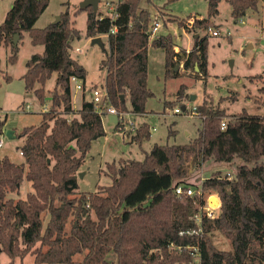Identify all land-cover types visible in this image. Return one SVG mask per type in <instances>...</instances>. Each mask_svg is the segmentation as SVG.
<instances>
[{"label": "trees", "instance_id": "obj_1", "mask_svg": "<svg viewBox=\"0 0 264 264\" xmlns=\"http://www.w3.org/2000/svg\"><path fill=\"white\" fill-rule=\"evenodd\" d=\"M220 1L207 0L206 18L196 16L188 25L189 18L184 28L208 31ZM225 1L237 22L248 11L257 12L260 0ZM48 3L14 0L0 24V46L10 48L9 64L16 63L23 33L31 45L43 47L42 54L26 62L21 77L24 89L32 91L40 105L45 104L46 82L57 76L51 104L41 113L39 125L25 127L16 135L23 139L19 153L24 163L0 159L1 252L11 262L22 263L26 256H33L34 264H187L191 259L187 248L197 246L201 264H264V115L245 111L227 115L220 108L221 99L217 105L203 101L195 107L201 126L189 143L154 145L142 161L107 164L109 186L98 187L95 193H76V175L85 155L105 132L104 114L96 113L91 102L82 98L79 109L72 108L70 78L82 80L83 86L86 81V71L69 54L71 43L81 37L72 15L87 14L86 39L107 37L109 55L100 66L106 71L103 86L108 103L118 112L133 115H144L153 96L147 85L148 49L163 50L165 78L174 75L176 64H182L184 71L205 79L208 37L194 38L188 53L175 51L170 34L149 38L154 23L151 13L140 7L141 0H118L114 19L101 16L98 9L94 13L92 8H77L71 15L66 8L56 24L37 29L35 23ZM113 28L115 32L110 33ZM14 35H18L15 45ZM250 79L262 84L260 105L264 107V76ZM184 92L182 86L177 103ZM172 105L164 102V107ZM4 123L0 120V137ZM114 130H123L119 122ZM149 139V126L140 124L133 142L141 145ZM234 164L232 180L220 171L212 172ZM202 169L210 175L188 182L194 171ZM24 181L31 187L25 199L9 198ZM179 186L200 189L202 197L177 196ZM209 193L219 199L218 214L213 219L202 216L198 225L194 217ZM199 228L198 234L179 235ZM214 233L229 242V251L214 245ZM76 256L82 257L78 263Z\"/></svg>", "mask_w": 264, "mask_h": 264}, {"label": "rangeland", "instance_id": "obj_2", "mask_svg": "<svg viewBox=\"0 0 264 264\" xmlns=\"http://www.w3.org/2000/svg\"><path fill=\"white\" fill-rule=\"evenodd\" d=\"M13 1L0 0V24L12 8ZM82 1L49 0L45 12L34 27L42 29L52 24L66 8L72 15ZM117 1L100 0L98 13L101 16L109 15L110 7L105 8L104 2H109L113 6ZM140 7L153 15L152 23H158L157 35L170 34L174 45L183 50L192 47L194 36L208 37L207 76L203 79L192 71H184L180 64H176L174 69L176 75L174 73L172 77L165 78L164 52L150 47L147 56V85L153 96L146 103V116L135 118L126 114L121 124L126 131L121 132L114 131L107 124L106 118H103L105 136L94 141L85 155L83 165L76 175L78 185L76 193H95L98 187L109 186L111 179L107 175V164L118 165L119 161L127 160L142 161L145 153H148L154 145L171 146L189 143L196 137L197 130L201 126L200 119L197 115L192 116V113L203 101L217 105L221 99L220 108L225 110L227 115L239 114L242 111L254 116L264 115L259 92L262 84L259 80L250 79L256 75L264 76V0L259 1L257 12L248 11L237 22L231 16L230 5L222 0L217 7V15L210 19L209 30L197 32L192 31L191 27L186 30L184 26L189 18V21L196 16L201 19L206 18L207 0H141ZM86 18L85 12L72 15L74 28L80 32L81 37L71 43L69 54L86 71L87 84L101 88L106 71L101 68L100 63L109 55L107 37L98 36L103 47L92 45V39H86L84 35ZM180 20L185 23L183 26L178 24ZM213 31H217L218 35L212 36ZM75 48L80 49V53H77ZM42 53L43 47L31 45L27 33L22 34L17 60L13 65L8 63L10 48L0 46V120L5 121L3 134L0 137L2 142L0 159L7 157L15 164L24 163V158L19 155L23 139L16 135L25 127L39 125L41 112H44L42 109L48 110L51 104L50 92L54 88L56 74L46 82L44 105L39 104L32 91L24 89L21 78L26 71V62L31 56ZM6 76L10 78L9 81L5 80ZM182 86L185 87V95L183 100L177 103V94ZM79 93L72 89V104L75 108L79 106ZM164 102H171L173 105L164 107ZM26 106H29L28 110ZM175 108L181 113L174 114ZM142 123L149 126L151 137L139 145L133 142L132 137ZM7 131L14 133L12 138L6 136ZM170 131L174 133L169 135ZM235 167V164L222 165L213 169L222 174L228 172L234 177ZM209 175L210 173L205 172L204 169L196 170L191 174L188 182H196L199 179L201 181ZM30 191V184L24 181L18 192L8 197L14 201L25 199ZM204 197L205 201L212 198V202L217 198L214 193L205 194ZM69 227L68 224L67 230ZM213 240L219 250H230L229 242L219 233H214ZM81 258L76 256L75 262L78 263ZM0 264H34V257L26 256L22 263L19 259L11 262L0 249Z\"/></svg>", "mask_w": 264, "mask_h": 264}, {"label": "built area", "instance_id": "obj_3", "mask_svg": "<svg viewBox=\"0 0 264 264\" xmlns=\"http://www.w3.org/2000/svg\"><path fill=\"white\" fill-rule=\"evenodd\" d=\"M117 3V2H116ZM105 6V8L110 7V14L109 17L111 19L115 18V7L116 4H113V6H111V4L109 2H104L103 4ZM193 23V19H191L190 21H188V25H192ZM159 25L158 23H154L153 27L148 31V35L149 38H154L157 34ZM115 32V28H113L110 33H114ZM212 36H217L218 32L217 31H213L211 32ZM75 51L77 53H80V49L75 48ZM70 84L72 86V89L75 92H84L85 91V85L83 86V82L82 80L76 78V77H71L70 78ZM89 95V102H91L93 104V109L96 113H98L99 115H111V116H116L117 117V122H119L120 124H122L123 122V118L126 115V113L124 112H118L116 109H114L113 107H111L108 103V97H107V93L106 90L104 88V86H102L101 88L98 87H93L89 89L88 92ZM27 110L29 109V106H26ZM42 111H46V109H42ZM174 114H179L181 113V111L178 108H175L173 110ZM195 115V108H194V112L192 113V116ZM225 127V122L223 121L221 123V129H224ZM2 146V142L0 141V147ZM21 155V154H20ZM223 177H227L229 180H232L233 176H231V174H229L228 172H226L225 174H223ZM202 180H204V178H202ZM175 194L177 196H187V197H192L194 195L198 196L199 198L202 197V191L199 189L196 191V189L192 188V187H188L186 189L182 188L181 186L177 187L175 189ZM209 201H205V205L204 206H199L198 208V214L195 215L194 219L196 224L200 225L201 224V219L202 216H204L206 219H213L217 216L218 214V209L217 208H213L209 206ZM215 209L217 211H215ZM215 211V214H214ZM201 228H199L198 230H187V231H182L179 233L180 236L182 235H188V236H192L195 234H198L199 232H201ZM188 251L190 252V261L187 264H201V254H200V250L197 246H192V247H188L187 248ZM178 250H180L178 248Z\"/></svg>", "mask_w": 264, "mask_h": 264}, {"label": "water", "instance_id": "obj_4", "mask_svg": "<svg viewBox=\"0 0 264 264\" xmlns=\"http://www.w3.org/2000/svg\"><path fill=\"white\" fill-rule=\"evenodd\" d=\"M99 1L100 0H83L79 6H78V9L80 10H85L87 8H92L93 12L96 13L97 12V9H98V4H99ZM59 21V16L56 17L55 21L53 22V24H56L57 22ZM197 38V36H196ZM17 40H18V35H14L13 37V44L15 45L17 43ZM91 44L92 45H98L100 47H103V44H102V41H101V38L100 37H96V38H93L91 40ZM184 109V108H182ZM114 119H115V122H114V125L117 123V117L116 116H113ZM6 136L8 138H12L13 136V132L12 131H7L6 132ZM212 199V198H211ZM211 199L209 200V206L210 207H213V208H217L219 207V201L217 198H214L215 200L212 202ZM215 205V206H213Z\"/></svg>", "mask_w": 264, "mask_h": 264}, {"label": "crops", "instance_id": "obj_5", "mask_svg": "<svg viewBox=\"0 0 264 264\" xmlns=\"http://www.w3.org/2000/svg\"><path fill=\"white\" fill-rule=\"evenodd\" d=\"M151 17H152V19H154L153 18V15L151 14ZM160 36V35H159ZM197 37H198V35H196ZM196 36H194V38H196ZM156 37H158V35L156 34ZM175 46V51L177 52V51H179L181 48H179V47H177L176 45H174ZM192 46H193V43H192ZM192 48V47H191ZM191 48H187V49H184L185 51H186V53H188L189 51H190V49ZM183 50V49H182ZM148 55V54H147ZM181 66H182V64H181ZM25 73V72H24ZM56 75H55V81H56ZM54 86H55V83H54ZM93 87H97V86H95V85H90V84H87V81H85V91L84 92H80L79 93V106H78V108H75L74 106H73V104H72V108H73V110L74 111H76V110H78L79 109V107H80V104H81V101H82V98H85V100L86 101H89V95H88V92H89V89L90 88H93ZM71 103H72V101H71ZM127 107H129V105H128V103H127ZM145 109H146V107H145ZM42 113V112H41ZM126 114H128V116H133V117H144V116H146V114H144V115H133V114H131V113H126ZM105 118H106V120H107V124L108 125H110L111 126V128H113L114 129V122H115V119H114V117L113 116H111V115H105L104 116ZM104 117H102V125H103V118ZM104 127V126H103ZM124 131H126V129L124 128L123 129ZM115 131V130H114ZM149 132L151 133V131H150V128H149ZM133 135V134H132ZM150 137H151V134H150ZM19 155H20V153H19ZM21 156V155H20ZM212 171H218V170H216V169H212Z\"/></svg>", "mask_w": 264, "mask_h": 264}, {"label": "bare ground", "instance_id": "obj_6", "mask_svg": "<svg viewBox=\"0 0 264 264\" xmlns=\"http://www.w3.org/2000/svg\"><path fill=\"white\" fill-rule=\"evenodd\" d=\"M195 115H196V114H195ZM195 115H194V116H195Z\"/></svg>", "mask_w": 264, "mask_h": 264}]
</instances>
